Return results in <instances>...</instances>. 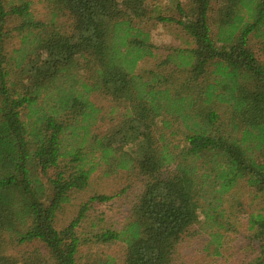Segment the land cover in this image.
I'll list each match as a JSON object with an SVG mask.
<instances>
[{"label":"trees","instance_id":"1","mask_svg":"<svg viewBox=\"0 0 264 264\" xmlns=\"http://www.w3.org/2000/svg\"><path fill=\"white\" fill-rule=\"evenodd\" d=\"M38 1L43 20L32 0H0V264H116L103 253L80 262L84 240L122 243L123 264H173L183 236L200 229L218 256L245 186L258 204L240 264H264V0ZM151 19L176 23L187 44L138 73L156 48ZM93 92L121 108L105 131L94 126L114 111L103 114ZM101 165L141 182L123 223L82 239L93 202L111 198L93 194L56 228Z\"/></svg>","mask_w":264,"mask_h":264},{"label":"rangeland","instance_id":"2","mask_svg":"<svg viewBox=\"0 0 264 264\" xmlns=\"http://www.w3.org/2000/svg\"><path fill=\"white\" fill-rule=\"evenodd\" d=\"M157 1L160 6L171 5L174 6L176 0H154ZM180 3L186 7L187 0H179ZM31 9L33 15L38 19H45L47 17L48 10L45 3L38 0H32ZM162 14H172L170 10L161 11ZM150 32V42L155 45L154 55L151 57H145L138 62L136 67L137 72H142L144 69H154L159 65L171 47H185L186 40L188 39L183 30L176 23L170 22H157L150 20L144 23ZM17 42V40H15ZM17 44V43H15ZM172 64L160 65L161 69L168 70ZM156 70V69H155ZM89 99L102 108V113H109L110 108H113L114 112L111 115H106L99 119L96 124L99 131L107 130L110 125L109 118L112 116V120L115 121L118 118V113L121 111L120 107H115L114 103L109 99L104 98L98 93H91ZM26 120L25 114L22 115ZM101 165L91 175L90 183L86 188L73 194L70 202L62 206L58 211L55 218V226L61 229L67 225L73 217L76 216L78 209L82 203L93 194H104L111 196L109 200L104 202H93L92 208L89 210V214L82 220L78 228V233L84 238L92 237L91 234L100 231L101 229L114 225H121L128 215V210L134 202L136 196L141 190V182L137 178L128 172V170H118L115 173L105 176L102 174ZM102 174V175H101ZM239 185L245 186L244 181H241ZM252 191L248 187L243 188V195L241 196L240 222L237 226L236 232H227L224 237V243L220 248L221 255L211 254L213 245L206 247V239L208 232L200 229L199 233L185 235L177 245L176 252L174 254L173 264H240L245 260H248L252 255V247L247 244L248 231H247V215L251 210L257 207L255 200L250 195ZM239 208V207H238ZM93 220V221H92ZM94 224V225H92ZM208 230H212L210 227L204 225ZM200 227V223L194 226L195 229ZM236 228V227H235ZM202 231V232H201ZM205 231V232H204ZM36 246L35 243H23L13 244L12 247L7 249L9 255H18L23 251L33 249ZM205 247V249H204ZM103 253L111 255L115 258L116 264H123L124 258V246L120 242H113L107 244L97 243L93 240L82 241L80 247V262L87 260L91 254Z\"/></svg>","mask_w":264,"mask_h":264}]
</instances>
